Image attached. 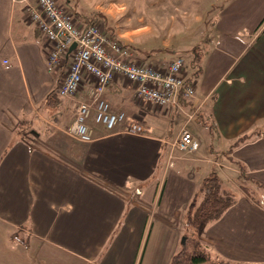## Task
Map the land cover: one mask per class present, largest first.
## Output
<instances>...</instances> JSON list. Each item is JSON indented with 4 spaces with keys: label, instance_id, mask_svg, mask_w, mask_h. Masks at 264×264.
Returning <instances> with one entry per match:
<instances>
[{
    "label": "crops",
    "instance_id": "1",
    "mask_svg": "<svg viewBox=\"0 0 264 264\" xmlns=\"http://www.w3.org/2000/svg\"><path fill=\"white\" fill-rule=\"evenodd\" d=\"M57 1L79 19L98 14L141 59L166 64L184 54L195 92L164 108L117 77L102 97L142 135L94 126L91 142H71L60 126L70 124L73 100L55 93L54 105L45 101L60 73L47 69L49 46L28 15L35 1L0 0V264H168L209 173L224 189L235 184L236 201L200 226L201 243L230 264H264V0H138L142 8L131 11L126 0ZM192 48L201 57L196 77L184 52ZM151 49L160 50L144 55ZM85 81L79 96L92 84ZM185 128L200 152L171 146ZM251 131L258 135L226 153Z\"/></svg>",
    "mask_w": 264,
    "mask_h": 264
},
{
    "label": "built area",
    "instance_id": "2",
    "mask_svg": "<svg viewBox=\"0 0 264 264\" xmlns=\"http://www.w3.org/2000/svg\"><path fill=\"white\" fill-rule=\"evenodd\" d=\"M34 1L27 12L49 46L47 69L60 73L56 92L73 100L72 120L65 130L72 139L91 142L94 126H101L107 133L142 135L141 125L125 112L114 110L102 97L117 77L130 81L137 99L159 107L177 106L180 100L194 96V82L186 74L184 54H176L166 64L141 59L135 49L121 43L100 21L85 23L57 0ZM86 76L92 84L87 85L84 96H79ZM198 144L190 131L182 129L171 146L190 152Z\"/></svg>",
    "mask_w": 264,
    "mask_h": 264
},
{
    "label": "trees",
    "instance_id": "3",
    "mask_svg": "<svg viewBox=\"0 0 264 264\" xmlns=\"http://www.w3.org/2000/svg\"><path fill=\"white\" fill-rule=\"evenodd\" d=\"M99 17L94 13L88 17H83L85 23L96 21ZM160 49H151L143 51L144 55H154ZM193 57L191 66L193 67V76L200 73V53L195 48L189 49ZM56 91H51L45 98L49 106L55 104ZM58 95V94H57ZM59 96V95H58ZM195 119L203 126L207 127L209 132L214 136L216 133L215 126L211 120H208L200 111H196ZM258 135L257 131H251L236 137V139L229 145L226 153H231L232 150L244 142L253 139ZM210 151L214 152L210 146ZM228 159L237 164L240 172L244 173V166L233 160ZM236 198L233 192L224 189L221 180L216 173H209L200 182L195 194L188 204L184 213L185 230L183 239L179 248L170 256L168 264H230L228 261L213 257L201 243L198 232L201 225L218 219L223 212L233 205Z\"/></svg>",
    "mask_w": 264,
    "mask_h": 264
},
{
    "label": "rangeland",
    "instance_id": "4",
    "mask_svg": "<svg viewBox=\"0 0 264 264\" xmlns=\"http://www.w3.org/2000/svg\"><path fill=\"white\" fill-rule=\"evenodd\" d=\"M127 1V4H128V9H129V11H131L132 10V8L133 7H136L137 8V10H140V8H142L141 7V3H139L138 2V0H126ZM143 6V5H142ZM131 17H133L134 18V15L133 14H131ZM182 17H185V16H183V13L181 12V10L180 11H178V12H176L175 13V18H176V20H180V19H182ZM185 24V23H184ZM190 39V38H189ZM198 44V43H197ZM146 48H153L154 46L153 45H149V43H147V45L145 46ZM191 48V47H190ZM188 49V48H187ZM184 52H186V54H187V56H188V59H190V60H192V55H191V52H189L188 50H186V51H184ZM63 71H64V66H63ZM69 115H70V117H71V111L69 112ZM61 128H62V133H63V135H65L66 137H67V139L68 140H70L71 142L72 141H74V142H77L76 140H74V139H72L67 133H66V128L68 127V125H63V126H60ZM185 129H187V128H185ZM42 130V129H41ZM188 130V129H187ZM205 130V132H206V129H204ZM188 131H190V130H188ZM191 132V131H190ZM192 133V132H191ZM41 134V135H40ZM39 135V136H38ZM43 135V132H39V133H37V137L39 138L40 136H42ZM192 135L195 137V135L192 133ZM36 137V138H37ZM43 137V136H42ZM205 139V136L202 134V137H201V140H204ZM195 139L198 141V148L196 149V150H194V151H190V152H182V153H185V154H190V153H194L195 151H199L200 152V140H199V138H197V137H195ZM236 188V186H235V184H233V185H229V188H230V190L231 191H233V192H235L234 190H233V188ZM132 193V192H131ZM183 239V238H182Z\"/></svg>",
    "mask_w": 264,
    "mask_h": 264
},
{
    "label": "water",
    "instance_id": "5",
    "mask_svg": "<svg viewBox=\"0 0 264 264\" xmlns=\"http://www.w3.org/2000/svg\"><path fill=\"white\" fill-rule=\"evenodd\" d=\"M74 47V43L70 46L69 50H71Z\"/></svg>",
    "mask_w": 264,
    "mask_h": 264
}]
</instances>
